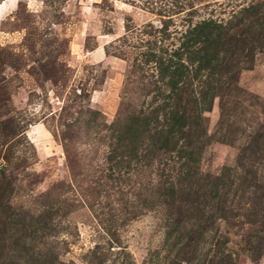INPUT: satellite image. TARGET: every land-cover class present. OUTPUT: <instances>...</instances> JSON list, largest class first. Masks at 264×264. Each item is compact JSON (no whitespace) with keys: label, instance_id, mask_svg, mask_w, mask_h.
<instances>
[{"label":"rangeland","instance_id":"rangeland-1","mask_svg":"<svg viewBox=\"0 0 264 264\" xmlns=\"http://www.w3.org/2000/svg\"><path fill=\"white\" fill-rule=\"evenodd\" d=\"M209 18L218 75L128 164L118 130L171 92L149 25L177 48ZM0 159V264H264V0H0Z\"/></svg>","mask_w":264,"mask_h":264},{"label":"trees","instance_id":"trees-1","mask_svg":"<svg viewBox=\"0 0 264 264\" xmlns=\"http://www.w3.org/2000/svg\"><path fill=\"white\" fill-rule=\"evenodd\" d=\"M158 7H161L162 12L178 13L177 9L173 11L171 3L168 2ZM149 27L158 37L159 33L163 35L162 39L150 40L152 44L150 43V50L145 53V61L156 63L162 79L166 76L169 77L166 84L170 87L171 92L153 110V114L152 112L149 114L134 112L127 117V127L118 130L119 145L115 147L114 151L123 155L127 153L125 156L131 158L128 164H131L133 160L137 162L144 159L148 155L151 140L158 142L163 139L167 142L166 131L158 130L157 125L159 127L167 126L171 129L169 133L173 134L177 127H182L187 123L186 116L183 114L184 110H180V105L184 101L189 104L196 103L197 99L190 96L184 97V95L188 93L193 96V91H191L193 81L200 79L203 71L208 70L210 77L218 75L216 69L221 62L222 50L220 49L226 44L225 32L231 29L230 22L224 24L213 18L203 19L196 23L190 22L188 28L178 37L179 47L173 48V41L171 46L166 43V39H171L167 23L161 29L155 28L154 25H149ZM215 81L217 82L219 79H215ZM208 82L202 81L203 84ZM159 112L161 116H159ZM164 145L163 143L162 146L164 147ZM0 170H3L2 166Z\"/></svg>","mask_w":264,"mask_h":264},{"label":"water","instance_id":"water-1","mask_svg":"<svg viewBox=\"0 0 264 264\" xmlns=\"http://www.w3.org/2000/svg\"><path fill=\"white\" fill-rule=\"evenodd\" d=\"M2 165V160L0 159V166Z\"/></svg>","mask_w":264,"mask_h":264},{"label":"bare ground","instance_id":"bare-ground-1","mask_svg":"<svg viewBox=\"0 0 264 264\" xmlns=\"http://www.w3.org/2000/svg\"><path fill=\"white\" fill-rule=\"evenodd\" d=\"M2 6V5H1Z\"/></svg>","mask_w":264,"mask_h":264}]
</instances>
